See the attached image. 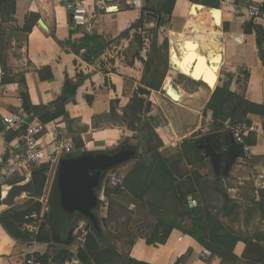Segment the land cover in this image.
Wrapping results in <instances>:
<instances>
[{
  "label": "crops",
  "instance_id": "1",
  "mask_svg": "<svg viewBox=\"0 0 264 264\" xmlns=\"http://www.w3.org/2000/svg\"><path fill=\"white\" fill-rule=\"evenodd\" d=\"M67 1L70 0H18L14 6L0 8V59L7 58V80H12L4 85V93L0 96V122L2 117L23 107V101L17 95L24 90L20 85L24 73L33 106L49 107L62 95L68 99L66 114L44 125L39 149L44 157L52 152L51 143L59 134L67 135L74 147L92 144L99 145L106 152L112 150L122 140L120 132L101 121H96L97 126L96 123L94 126V118L109 115L112 108L122 115L127 104L137 96L134 92L144 87L140 84L143 64L130 58L126 60L114 51L120 49V43L114 44V41L140 19L141 12L122 9L96 15L93 32L87 36L100 37L106 42V48L97 59L87 62L85 52L76 55L61 46L70 39L79 41L86 36L72 24ZM222 1L220 29L197 22V17L192 16V10L200 7V0H176L171 16L164 15L167 25L160 29V43L166 38L170 44V71L162 90H151L150 96L145 97L152 107L139 135L145 143L144 158L159 153L168 168L178 162L175 169L169 170L166 176L152 162L140 160L142 157L135 153V158L117 171L125 177V188L113 186L104 179L100 189V203L104 197L107 201L111 198L106 208L100 205L96 212L105 233L112 236L121 254L141 263L222 264L226 253L216 250L214 247L217 246L210 244L209 237L216 231L222 232L223 227L240 238L232 251L236 262L231 264H260L256 262L257 252H253L252 247L254 245L257 251L264 250V118L256 114L247 117V122L258 129L253 156L248 159L236 141L235 145L230 143L229 122L223 130L213 129L208 105L217 88L229 86L232 93L252 104L264 106V64L255 32H236V26L252 22L264 32V21H252L247 13L249 4L258 5L264 0H228L226 6ZM164 3L165 0H155L150 6L158 7ZM34 18L36 24L31 32L24 33L27 19L33 24ZM40 20L45 28L39 24ZM70 30L74 32L72 36ZM10 52L14 54L10 55ZM142 57L146 59L145 51ZM215 62L219 69L213 72L217 81L212 89L203 78L195 80L194 77L207 67L214 68ZM39 72L42 76H49L51 72L52 79L42 81ZM167 83L178 93L179 101H173L166 94ZM152 139L158 141L157 145H151ZM19 146V133L0 132V157ZM232 147L234 151L231 152ZM102 150L95 149L94 152ZM166 150L179 153L175 163L164 157ZM247 160L257 162L254 168L260 173L252 190L251 199L254 201L248 200L243 207L250 214L246 217L243 212L241 219L236 221L235 203L229 206L230 203L227 205L223 198L225 202L219 208L211 205L206 197L203 204L207 207L209 219L204 225L205 244L186 234L184 231L193 228L194 212L200 207L199 199L191 193L196 191L199 194L200 185L195 181V175L208 181L220 180L224 193L230 197V193L237 194L240 189L230 185L234 183L231 176L242 169ZM24 173L29 179L27 182L32 180L30 165L25 167ZM238 185H243L242 180ZM10 189H0V218L14 209L2 204V198L7 197ZM212 191L209 192H218ZM22 197L25 200L21 202H27L28 195ZM191 201H196L197 206ZM153 209L162 214L151 212ZM229 222L236 228L227 226ZM74 223L73 244L78 226L86 224L82 221ZM47 228L53 235L52 229ZM204 247L213 252L212 257L202 256ZM54 249L53 245L34 240H17L0 223V264H26L30 255L53 253V256ZM75 251L74 248L72 258L66 264H81L77 254L73 253Z\"/></svg>",
  "mask_w": 264,
  "mask_h": 264
},
{
  "label": "trees",
  "instance_id": "2",
  "mask_svg": "<svg viewBox=\"0 0 264 264\" xmlns=\"http://www.w3.org/2000/svg\"><path fill=\"white\" fill-rule=\"evenodd\" d=\"M17 1L18 0H0V8H3L6 5L14 6ZM153 1H146L145 9L141 12L140 19L133 24L129 30L124 32L120 38L128 39L131 35L137 34V42L135 41V43H137L139 48L138 51L135 52L132 60L134 62L140 61L144 66L140 84L147 89L159 92L162 90L164 81L170 71V44L166 38L160 43V29L167 25L168 21L165 19L164 15L171 16L176 0H165V3L162 6L157 5L158 7L155 5L150 6ZM199 5L200 7L194 8L191 13L193 17H197V22L220 29L222 27L220 0H200ZM29 22L30 19H27L23 29V32L26 34L31 32L33 26L36 24V18H34L33 24H29ZM149 25H153V27L147 29ZM252 30L255 32L257 47L261 60L264 64L263 29L254 22L249 25L236 26L237 33L240 32L242 34H249ZM139 32H141V34H139ZM73 33L74 32L70 30V36H72ZM142 34H145L146 36H143ZM146 41L148 42V47ZM61 46L69 49L76 55H82V52H85L88 55L86 58L87 62H92L97 59L100 54H103L106 48V42L100 37L85 36L79 41H73L70 39L65 44H61ZM144 50H146V59L142 57ZM1 64L4 66L3 63ZM4 68L7 72L5 66ZM49 73V76H42L41 72H39L40 79L42 81L52 79V74L51 72ZM8 76L9 75L7 74V77ZM202 78L209 84V86H211L212 89L215 87L217 76L213 73V70L210 67L204 69L199 75L196 73L194 77L195 80H200ZM7 79L8 78L5 79L4 85L12 82V80ZM20 85H22L24 90L18 93L17 97L23 101V108L31 116V119H38L43 125H48L66 114L65 104L68 99L65 95H62L49 107H36L33 106L30 101L25 73L22 74ZM151 107L152 104L147 98L137 95L129 102L128 106H126L123 116H120L117 112H115L116 109L112 108V112L109 115L94 118V126L96 121H101L103 124L113 125L114 127H123L129 132L137 134L141 132L143 121L146 115L150 113ZM208 109L212 112V127L216 131L225 129L227 122H229L230 126L246 122L247 117L250 114L260 115L264 118V106L252 104L244 97L232 93L229 86L217 88L215 90L209 102ZM1 131L2 127L0 126V132ZM255 142L254 135H251L250 139L247 140V143L250 145L255 144ZM75 147V153H83L84 144H78L75 145ZM133 153L135 156V152ZM157 159H159V161ZM146 160L148 163L152 162L156 168L168 176V167L165 165L159 154H154L148 159L145 158L144 161ZM49 172V165H41L37 163L31 165V177L36 190L34 195L35 197L39 198L44 194L48 183ZM194 179L200 185V187H198L199 194H196V191H191V193L199 199L200 207L194 212L195 222L193 228L184 232L194 237L201 244H205L206 237L204 235V225L205 221L209 219V213L207 211V207L203 204V201H205L206 196L210 193L209 191L219 187L223 188V185L220 180H217L215 185L211 184L210 181L199 175H195ZM223 198H225L226 202L230 201V197L226 193H223ZM24 200L25 198L22 197L18 200V203H21V201ZM13 210H10L3 215L0 218V223L13 238L26 241V238L21 232V224L23 223L24 216L27 213H31L36 210L40 211L41 204L30 202L20 209ZM151 212L158 215L162 214V212L154 209L151 210ZM47 221L50 222L51 229L54 232L55 227L53 219L49 213L47 215ZM61 223L62 239L59 244L54 242L52 234L46 230L44 225L39 234L34 238V241L37 243L55 246V255L53 256V253L35 255L41 264H51L54 262L56 264H66V262L70 261L72 258L69 247L73 244V235L70 236V232L76 229V225L67 224L63 213L61 216ZM87 226L90 229V235L85 248L80 250L77 255V260L81 264H145L121 254L114 245L113 239L111 238L112 236L105 233L103 223L100 222L101 230L99 232L95 231L91 224ZM221 230L222 232L216 231V233L212 234L209 237V242L210 244L217 246L214 247L216 250L219 249L226 253L222 264H231L232 261L236 262V259L232 256V251L235 245L239 242L240 238L235 237L230 233V231L223 227ZM252 249L253 252H257L256 262L264 264V250L257 251L254 245Z\"/></svg>",
  "mask_w": 264,
  "mask_h": 264
},
{
  "label": "built area",
  "instance_id": "3",
  "mask_svg": "<svg viewBox=\"0 0 264 264\" xmlns=\"http://www.w3.org/2000/svg\"><path fill=\"white\" fill-rule=\"evenodd\" d=\"M147 0H70L66 2V7L71 15V21L74 27L80 29L84 35H91L94 29V18L96 15L110 13L111 11L119 12L122 9L143 12ZM228 0H223L222 5L226 6ZM113 13V12H112ZM248 16L252 21H264V3L256 5L251 3L247 7ZM7 78V72L0 63V96L4 93V81ZM0 126L2 134L19 133L20 146L4 152L0 157V189L5 186L12 187L14 184H24L27 178L24 169L28 165L41 164L50 166L48 173V183L44 194L39 198L29 196L28 200L41 204L40 211H33L24 216V231L38 235L43 225L47 222L49 213V190L53 179L54 172L60 160L73 155L75 147L72 140L67 135L59 134L51 143L52 152L44 157L39 149L40 139L44 132V125L37 119H31L27 111L21 107L16 112L2 117ZM237 145L241 147L242 152L251 159L253 156V145L247 143L251 135H256L258 129L256 126L249 124L247 121L235 126H229ZM256 138V136H255ZM105 181L113 186L124 188L125 177L116 169L110 170L105 175ZM192 205L197 206L196 201H191ZM77 237L75 244L69 247L70 253L75 248L74 254L85 248L90 229L87 224H80L77 228ZM202 256L210 258L213 253L206 247L202 248ZM26 264H41L35 255H30ZM174 264V263H170Z\"/></svg>",
  "mask_w": 264,
  "mask_h": 264
},
{
  "label": "water",
  "instance_id": "4",
  "mask_svg": "<svg viewBox=\"0 0 264 264\" xmlns=\"http://www.w3.org/2000/svg\"><path fill=\"white\" fill-rule=\"evenodd\" d=\"M39 24L45 28L42 20L39 21ZM165 91L173 101H179V95L172 88L165 87ZM150 94L151 90L145 87H139L134 92V96L148 97ZM229 137L230 143L235 145L233 135ZM230 151H234V148L232 147ZM131 156H134L133 152H126L121 158H111L94 152L75 153L60 160L53 175L48 197L49 215L53 219L55 227L52 235L55 243L61 242L62 213L68 224L73 223V220L83 219L91 224L95 231L101 230L96 214L100 207L98 192L102 187L106 173L127 163ZM214 157H217L216 154ZM35 193L32 180L24 184H14L7 197L2 198V204L11 208L23 194L29 197L34 196ZM73 233L74 230L70 232V236Z\"/></svg>",
  "mask_w": 264,
  "mask_h": 264
},
{
  "label": "rangeland",
  "instance_id": "5",
  "mask_svg": "<svg viewBox=\"0 0 264 264\" xmlns=\"http://www.w3.org/2000/svg\"><path fill=\"white\" fill-rule=\"evenodd\" d=\"M153 27V25H151V27H150V25L148 26V28L147 29H150V28H152ZM139 34H141V32H139ZM137 34H134V35H131L128 39H124V38H119V39H117L116 41H114V44L115 43H120V49H115L114 51L115 52H119V55L120 54H122V56L123 57H125L126 58V60L128 59V58H130V59H133V56H134V54H135V52L136 51H138V45H137V43H135V41L137 42V36H136ZM143 36H146L145 34H142ZM147 42V41H146ZM131 43H132V46H131ZM147 47H148V42H147ZM147 47H146V49H147ZM144 51H146V50H144ZM12 54H14V52H10V55H12ZM6 61H7V58L5 57V58H1L0 59V62L1 63H3L4 64V66L6 67ZM203 67H205V66H203ZM193 74H190V76H192ZM148 101H150V100H148ZM129 104V103H128ZM128 104H127V106H128ZM124 113V112H123ZM123 113H122V115H120V116H123ZM146 117H148V115H146ZM146 117H145V119H146ZM144 119V120H145ZM152 120H153V118H152ZM152 124H154L155 125V123H154V121H152ZM116 130H118L119 132H120V134H121V142L116 146V147H114L112 150H110V151H107V152H113V151H115V150H117L120 146H122V145H125L127 148H130V149H132V150H135V153H136V156H141L142 158L140 159V160H143V159H145L144 158V156L146 155V152H145V143L143 142V141H141V139H140V133L141 132H139V133H133V132H129V131H127L125 128H123V127H116L115 128ZM124 129V130H123ZM230 129V128H229ZM123 130V131H122ZM143 138H144V136H143ZM157 140L156 139H152V141H151V145L152 146H155V145H157ZM84 149H83V153H93L94 151H95V149H103L102 147H100L99 145H97V146H94V145H92V144H88V145H84ZM174 150H166L165 152H163L164 153V157L165 158H167V159H172L174 162L173 163H175L177 160H178V158H177V156H178V154L177 153H175V152H173ZM103 152H106V150H102L101 152H94V153H103ZM155 154H159V153H155ZM160 155V154H159ZM243 155L245 156V157H247L244 153H243ZM161 156V155H160ZM135 158V157H134ZM132 159V158H131ZM130 159V160H131ZM158 161H159V159H157ZM248 162H247V164L245 165H243V168L242 169H239L235 174H233V176H231V177H233V182L234 183H230V185H233L234 187H239L240 189H239V192L237 193V194H234V193H230V197H231V199H230V201L229 202H226L227 203V205L229 204V206L230 205H233L234 203H235V206H233L234 207V211H233V213H234V215H236V221H239L240 219H241V216H242V213L243 212H245V215H246V217H247V215H248V213L250 214V212H248L247 210H244V208L243 207H245V205H246V202L248 201V200H250V202L251 201H254V200H252L251 199V197H252V190H253V188L255 187V185H256V182H258V175L260 174L259 172H258V170H255V168H254V166H255V164H257V162H251V161H249V160H247ZM164 163H165V161H164ZM178 162H176L175 164H173L170 168H168V171L169 170H173V169H175V165L177 164ZM263 164H264V162H262ZM119 168L120 167H118V168H116V170L117 171H119ZM113 170V169H112ZM242 180V183H243V185L242 186H239L238 185V183L240 182ZM211 181V184H216V180H214V178L213 179H211L210 180ZM102 186H103V184H102ZM111 188V187H110ZM217 189V191L218 192H220L219 194H218V192H214V193H210V194H208L206 197L208 198V200L211 202V205L213 204L214 206H217V207H219L220 208V205H222L223 203V197H222V195H220V194H223L225 191H224V189L222 188V187H219V188H216ZM216 189H215V191H216ZM212 191V190H211ZM241 191H243V193L241 194ZM213 192V191H212ZM100 194V190H99V192H98V195ZM235 196H234V195ZM240 195H242V198H244V200H241L240 198H239V196ZM27 196V195H26ZM31 197H34V198H36L35 196H31ZM241 197V196H240ZM27 202H21V203H18V204H16L15 206H14V210L15 209H20V208H22L23 206H25V205H27L28 203H30V202H35V200L34 201H31V200H26ZM111 201V198H109V200L107 201V198L105 199V197H104V200L103 201H101V203H100V205L103 207V208H106L107 207V205H108V203ZM245 201V202H244ZM225 202V201H224ZM238 202L240 203V204H238ZM8 209V208H7ZM248 209V208H247ZM250 209V208H249ZM253 209V208H252ZM13 210V209H12ZM13 210V211H14ZM251 210V209H250ZM249 210V211H250ZM252 212H255V211H252ZM64 219H65V217H64ZM77 220V219H76ZM76 220H73V223H71V224H75L76 225V223H74V222H76ZM65 221H66V219H65ZM78 222H80V221H82V222H84V223H86L87 225H89V223L87 222V221H85V220H83V219H78L77 220ZM66 223L68 224V222L66 221ZM23 224H24V219H23V223L21 224V232L23 233V236L26 238L25 240L26 241H32V240H34V238L37 236V235H35V234H30V233H28V232H26V231H24V229H23ZM45 227H46V230H48V228L47 227H50L51 228V226H50V222L49 221H47L46 222V224L44 225ZM43 226V227H44ZM227 226H229V227H234V228H236L235 227V225H234V223H233V225H232V223L231 222H229L228 224H227ZM50 230V229H49ZM48 230V232L49 233H51L50 231ZM53 247H55V246H53ZM54 251V250H53Z\"/></svg>",
  "mask_w": 264,
  "mask_h": 264
},
{
  "label": "flooded vegetation",
  "instance_id": "6",
  "mask_svg": "<svg viewBox=\"0 0 264 264\" xmlns=\"http://www.w3.org/2000/svg\"><path fill=\"white\" fill-rule=\"evenodd\" d=\"M126 152L132 153V152H135V150L127 148L125 145H122L117 150H115L113 152L112 151L111 152H103L102 154L107 155L108 157H111V158H121L126 154ZM130 158H133V156H131Z\"/></svg>",
  "mask_w": 264,
  "mask_h": 264
},
{
  "label": "bare ground",
  "instance_id": "7",
  "mask_svg": "<svg viewBox=\"0 0 264 264\" xmlns=\"http://www.w3.org/2000/svg\"><path fill=\"white\" fill-rule=\"evenodd\" d=\"M212 66H214V68H212L213 72L216 73V72L218 71V69H219V65H218V63L215 62ZM215 66H216V67H215ZM191 72H192V74H193V71H191ZM165 87H166V88H169V87L172 88L171 85H170L169 83H167ZM164 90H165V89H164ZM172 90H173V88H172ZM173 91H174V90H173ZM174 92H175L176 94H178L176 91H174ZM175 102H177V101H175ZM39 144L41 145V143H39ZM6 188L9 189L10 187H8V186L6 187V186H5L4 189H6ZM23 195H24V194H23ZM23 195H22V196H23ZM22 196H21V197H22ZM16 201H17V200H16Z\"/></svg>",
  "mask_w": 264,
  "mask_h": 264
}]
</instances>
